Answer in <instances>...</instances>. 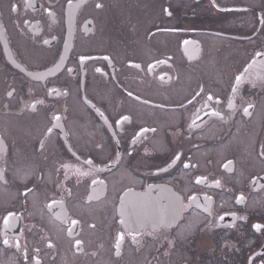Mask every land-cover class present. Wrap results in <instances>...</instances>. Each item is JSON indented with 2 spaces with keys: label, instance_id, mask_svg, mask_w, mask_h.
Returning a JSON list of instances; mask_svg holds the SVG:
<instances>
[{
  "label": "flooded vegetation",
  "instance_id": "af4514ba",
  "mask_svg": "<svg viewBox=\"0 0 264 264\" xmlns=\"http://www.w3.org/2000/svg\"><path fill=\"white\" fill-rule=\"evenodd\" d=\"M0 264H264V0H0Z\"/></svg>",
  "mask_w": 264,
  "mask_h": 264
},
{
  "label": "snow or ice",
  "instance_id": "6c2138e0",
  "mask_svg": "<svg viewBox=\"0 0 264 264\" xmlns=\"http://www.w3.org/2000/svg\"><path fill=\"white\" fill-rule=\"evenodd\" d=\"M97 7H100V5H97ZM99 71V70H98ZM239 77H237V80L239 81ZM209 99H211V97H209ZM244 111L245 112H247L248 111V109L247 108H245L244 109ZM58 119V118H57ZM124 119L126 120L127 119V117H124ZM49 131H51V129L49 130ZM176 159L178 160L179 159V156H177L176 157ZM175 161H173V163H174ZM88 163H91V161H89ZM185 167H187V165H185ZM94 183H95V181H94ZM197 183H199V181H197ZM192 199L193 200H195L196 198L195 197H192ZM173 206L172 205H170V208H172ZM165 220H166V217L165 216H160L159 218H158V222L159 223H161V224H163L164 222H165ZM8 221H7V219L5 220V223H7ZM73 223L75 224L76 222L75 221H73ZM141 222L138 220V219H132L131 220V224H140ZM154 227H155V225H154ZM256 228L259 230V228H260V225H256ZM123 237H121V239H122ZM4 243L5 244H7V241H4ZM77 244H79V241H77Z\"/></svg>",
  "mask_w": 264,
  "mask_h": 264
}]
</instances>
